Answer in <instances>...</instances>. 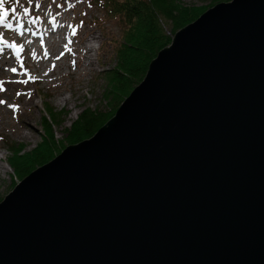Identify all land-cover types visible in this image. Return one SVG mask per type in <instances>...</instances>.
<instances>
[{"label": "water", "instance_id": "1", "mask_svg": "<svg viewBox=\"0 0 264 264\" xmlns=\"http://www.w3.org/2000/svg\"><path fill=\"white\" fill-rule=\"evenodd\" d=\"M171 41L0 201V264H264V0L219 2Z\"/></svg>", "mask_w": 264, "mask_h": 264}, {"label": "rangeland", "instance_id": "2", "mask_svg": "<svg viewBox=\"0 0 264 264\" xmlns=\"http://www.w3.org/2000/svg\"><path fill=\"white\" fill-rule=\"evenodd\" d=\"M218 3V0L178 1L180 8L193 10L191 14L194 15L188 23L195 22L199 15ZM4 11L8 15L0 19V26H3L4 45L10 46L9 49H12L10 54L12 58L14 57L10 66L12 65L26 81L22 84L9 85L6 81L7 75L0 70V101H6L12 107L8 111L0 105V201L4 200L7 193L28 174L24 171L23 177V173L15 174L12 171L9 159L18 157L13 156L11 147L21 148V154L30 156V151L41 143L46 133L44 130L46 120L50 125V137L53 142L50 155L43 163L33 164L34 157H30L29 163L20 158L17 161L18 166H23L22 169L30 166L29 171L46 165L68 145L76 144V141L70 139V132L67 130L76 121L80 112L89 109L96 114L104 113L109 120L118 111L120 103L128 98L131 90L142 80L141 78L134 84L135 86L121 100L109 95L111 89L106 72L116 67L117 60L114 45L111 43L115 40L122 42L123 33L120 32L121 25L110 21L97 3H88L87 0H7ZM22 21H25V27L31 28L30 38L27 34H22V38L21 35L15 36L16 33L7 34L11 26ZM171 23L168 19L163 20L162 31L169 36V43L163 46L164 48L171 44L173 35L179 29L188 25L186 23L174 30ZM51 31L54 34L50 35ZM24 38L28 40L24 41ZM27 41L28 43L34 41L33 46L32 43L27 44ZM43 42L47 46L52 43L51 46L55 48L50 59L40 56L42 59L38 63L39 66L47 64L52 68L49 73L51 80L46 77L42 79L44 73L39 69L36 63L37 56H34L33 52L34 46H45ZM88 42L94 47L93 52H87ZM160 49L152 59L156 58ZM7 53L5 54L8 55ZM86 57L89 59L86 60ZM23 94L24 96H21ZM63 98L67 99V102L58 105V100ZM117 101L118 105L115 104ZM24 122L27 126L23 125ZM19 132L24 133L27 138H22ZM86 138L84 140H88L89 137Z\"/></svg>", "mask_w": 264, "mask_h": 264}, {"label": "trees", "instance_id": "3", "mask_svg": "<svg viewBox=\"0 0 264 264\" xmlns=\"http://www.w3.org/2000/svg\"><path fill=\"white\" fill-rule=\"evenodd\" d=\"M88 3H97L99 8L106 13V17L121 25L123 33L122 42L112 41L115 54L117 56L116 67L107 71V80L110 86L109 95L121 100L125 94L131 90L141 78L145 77L148 62L156 55L157 50L165 47L169 43V36L162 31L164 19L170 20L172 28L188 23L194 14L193 10L180 8L179 0H87ZM227 0H218V2ZM117 46V47H116ZM116 47V48H115ZM119 101L115 102V104ZM53 119L55 114L52 115ZM106 114L93 113L92 110H85L79 113L76 121L70 125L67 131L70 132V139L76 141L84 140L98 131V128L107 122ZM45 134L41 143L30 151V156L21 154V148H12L13 156L30 161L34 157L33 164L45 162L50 155V148L53 144L50 137L51 131L49 123L45 120ZM87 139V138H86ZM18 158H10L9 164L16 174L29 173V167L24 169L22 165H17ZM16 160V161H15ZM15 164V165H14ZM23 177L25 173L22 174Z\"/></svg>", "mask_w": 264, "mask_h": 264}, {"label": "bare ground", "instance_id": "4", "mask_svg": "<svg viewBox=\"0 0 264 264\" xmlns=\"http://www.w3.org/2000/svg\"><path fill=\"white\" fill-rule=\"evenodd\" d=\"M24 23H25V21H24ZM26 24V23H25ZM25 27H24V24L22 23L20 26H18V28H16V26H14L7 34L8 35H11V34H17V32H18V34L20 33V31H22V29H24ZM2 29H3V27L2 26H0V70L1 71H3L2 73H4V75H7L6 77H7V79H6V81H8V83H9V85H13V84H22V83H24L26 80H25V78L23 77V76H21L20 74H18L17 72H16V70L15 71H13L15 68L14 67H12V65L10 66V64L14 61L13 60V58H12V56H11V54H10V52H11V48L9 49L8 47H5V45H4V39L2 38ZM53 31V30H52ZM50 32L49 34L50 35H52V34H54V32ZM33 32V31H32ZM5 33V32H4ZM56 33V32H55ZM23 34H27L28 35V32H26V31H24L23 32ZM31 34H29L28 36H30ZM31 41V40H30ZM29 41H27L26 43L27 44H31L32 43V46H33V42L34 41H32L31 43H28ZM91 42V41H90ZM89 43V42H88ZM38 44V43H37ZM43 44H44V42H43ZM91 43H89V44H87L86 45V50H87V52H93L94 51V47H92V45H90ZM45 45V44H44ZM51 45H53L52 43H50V44H48V46H47V44L45 45V46H42V45H39V46H34V48H35V50L33 51L34 52V56H37L36 58V63H37V65H38V67H39V69H42L43 70V76H41L42 77V79H44L45 77H46V79H48V80H51L50 79V71H52V68H49L48 67V65L46 64L45 66L43 65V66H39V62H40V60L42 59L40 56H45V58L46 59H50V57H51V53H52V50H55V48H53ZM51 51V52H50ZM8 52V53H7ZM58 52V51H57ZM5 53H7L8 55H6ZM12 53V52H11ZM5 54V55H4ZM88 54H90V53H88ZM15 55V54H14ZM54 55V54H53ZM3 58V59H2ZM5 59V60H4ZM89 59V57H86V60H88ZM54 60V59H53ZM49 61V60H48ZM55 61V60H54ZM47 62V61H46ZM52 62V61H51ZM55 62H57V61H55ZM13 64V63H12ZM15 64V63H14ZM87 64H89V62H87ZM52 65V64H51ZM57 65V64H56ZM51 67V66H50ZM4 80V79H3ZM49 82V81H48ZM6 83V82H5ZM4 85V84H3ZM2 86V85H1ZM5 86V85H4ZM4 89H5V87H3ZM6 90V89H5ZM3 91V90H2ZM27 92H24V94H26ZM24 94L23 95H21V96H24ZM26 96V95H25ZM8 97V96H7ZM67 99H59L58 100V105L59 104H65V102H67L66 101ZM0 105L2 106V107H4V109L5 110H8V111H10L11 110V108L12 107H10L9 105H8V103L5 101V102H3V103H0ZM2 120V119H1ZM23 121V120H22ZM23 125L24 126H27V124H26V122H24L23 123ZM20 133V132H19ZM20 135H21V137L22 138H27V136L26 135H24V133H20Z\"/></svg>", "mask_w": 264, "mask_h": 264}, {"label": "snow or ice", "instance_id": "5", "mask_svg": "<svg viewBox=\"0 0 264 264\" xmlns=\"http://www.w3.org/2000/svg\"><path fill=\"white\" fill-rule=\"evenodd\" d=\"M7 2V0H0V19H2L3 17H6L8 15V13L6 11H4V5ZM13 11H15V9H13ZM15 71V70H13ZM0 103H3V101H0Z\"/></svg>", "mask_w": 264, "mask_h": 264}]
</instances>
